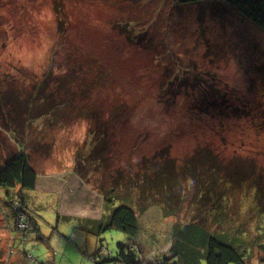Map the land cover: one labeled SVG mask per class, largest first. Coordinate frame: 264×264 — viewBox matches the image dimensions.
<instances>
[{
  "label": "rangeland",
  "instance_id": "obj_1",
  "mask_svg": "<svg viewBox=\"0 0 264 264\" xmlns=\"http://www.w3.org/2000/svg\"><path fill=\"white\" fill-rule=\"evenodd\" d=\"M203 1L0 0V155L26 153L38 176L36 190L23 191L37 222L30 232L10 204L14 192L0 187V264L35 258L42 264H109L94 262L99 239L106 248L96 260L110 255L107 248L117 254L125 235H88L64 217L102 218L97 183L118 167L136 170L142 158L164 148L181 162L208 147L228 167H253L254 180L264 186V32L234 10ZM60 6L68 18L64 33ZM55 89L48 106L64 105L58 116L8 132L4 111L17 116L27 102ZM98 122L111 123L105 125L109 166L85 180L75 172L76 152L91 149L87 141ZM247 185L251 189L229 196L225 225H210V231H242L254 251L252 264H260L255 245L264 241V199L256 184ZM196 210L186 204L170 217L159 207L141 214L144 262L172 258L174 227L202 223Z\"/></svg>",
  "mask_w": 264,
  "mask_h": 264
},
{
  "label": "trees",
  "instance_id": "obj_2",
  "mask_svg": "<svg viewBox=\"0 0 264 264\" xmlns=\"http://www.w3.org/2000/svg\"><path fill=\"white\" fill-rule=\"evenodd\" d=\"M181 3L203 5L204 1L181 0ZM213 6H218L219 10L224 11L234 10L243 19L264 32V0H213ZM57 15L59 31L64 33L68 18L63 7L58 8ZM68 80L71 81L69 78ZM55 92L56 89L45 98L31 100L26 105L23 103L25 106L19 114H16L17 116L12 117L11 110L4 111V121L9 127L8 132L13 135L19 129L29 128L30 124L33 125L42 118L50 121L58 116L61 109L65 108L64 105L61 107L55 103L54 108L48 106L52 101L55 102ZM215 100L213 99L212 104ZM21 113L25 117L23 120H19ZM14 124L18 125L15 131L10 128ZM105 125H111V123ZM105 125L99 124L98 129L89 134L91 139L87 143L91 146L90 152L85 145L84 151L76 152L75 172L82 176V179L87 180L94 174L99 175L103 166L106 168L109 166L110 135ZM84 156H87V161ZM88 166H92L93 172L89 173ZM254 178L253 167H228L220 154L208 147L199 149L190 156V159L181 162L170 156L169 148H164L150 158H142L136 170L129 171L128 168L118 167L113 172H109L107 181L104 179L101 183L96 182L98 191L104 198L105 210L102 218L70 216L64 218L75 220L80 229L88 235L100 237L103 233L112 230L125 235V240L117 243V254H113L107 248L110 255L99 257V260H96L99 251L106 248L99 239L95 263L252 264L251 253L254 251L249 252L248 243L242 231L232 233L227 228L220 232L215 230L211 232L210 225L216 227L225 225L229 217H224V209L228 205L229 196L243 187L251 189L247 184H256L258 198L264 199V186L256 182ZM37 179V173L31 166L26 153H18L15 156L0 155V187L14 192V195L8 193L10 204L15 207L17 217L22 216L23 224L25 223L27 227L25 231L28 232L32 227H37V222L31 217V213L34 212L33 200L24 195L23 191H35ZM189 196L192 200H188ZM260 203L263 206L261 212H264V203L263 201ZM186 204H188V210L190 207L198 208L196 211L202 223L191 220L188 224L175 225L170 249L173 257L168 260L163 258L156 259L154 262H144L139 243L141 233L139 216L151 207L161 208L164 217L174 216L184 210ZM207 208L208 210H205ZM201 212L207 213V218L201 216ZM33 231L39 232L42 236L39 228ZM42 239H44L43 236ZM260 239L255 245L257 248L255 251L258 252L260 264H264V241ZM35 259L37 261L32 259L30 264L40 263L37 258Z\"/></svg>",
  "mask_w": 264,
  "mask_h": 264
}]
</instances>
